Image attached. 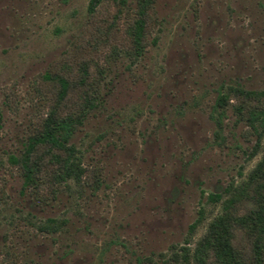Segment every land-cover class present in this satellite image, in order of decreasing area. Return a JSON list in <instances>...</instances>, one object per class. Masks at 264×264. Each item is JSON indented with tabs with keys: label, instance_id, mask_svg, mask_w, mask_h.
I'll return each mask as SVG.
<instances>
[{
	"label": "rangeland",
	"instance_id": "374dc122",
	"mask_svg": "<svg viewBox=\"0 0 264 264\" xmlns=\"http://www.w3.org/2000/svg\"><path fill=\"white\" fill-rule=\"evenodd\" d=\"M86 5L0 0V264H176L171 252L192 246L217 210L206 195L243 177L264 148L263 133L250 153L255 134L230 104L219 127L212 108L228 85L264 90V0H153L142 54L109 61L99 103L71 136L97 184L38 199L8 155L44 111L41 75L59 69ZM134 7L123 0L121 26ZM47 216L64 223L37 230Z\"/></svg>",
	"mask_w": 264,
	"mask_h": 264
},
{
	"label": "trees",
	"instance_id": "16d2710c",
	"mask_svg": "<svg viewBox=\"0 0 264 264\" xmlns=\"http://www.w3.org/2000/svg\"><path fill=\"white\" fill-rule=\"evenodd\" d=\"M100 1L87 0V20L60 59L59 69L41 75L38 84L44 87V111L32 123L20 151L8 155V160L18 168L21 189L32 191L38 199L54 197L71 184L78 187L97 184L92 172L89 177L71 136L88 111L99 103V80L109 61L124 55L133 62L142 54L146 34L155 23L153 0H134V10L123 26L119 22L123 0L106 12H99ZM226 104L252 128L256 137L250 151L253 154L264 133V90L239 85L219 89L212 106L218 127ZM206 200L217 203V210L206 220L192 246L186 240L178 253L171 252L173 261L264 264V148L243 177L227 182L220 191L209 192ZM202 219L203 208L199 206L195 218L187 225L189 235ZM63 223L62 218L47 216L34 223V227L49 233Z\"/></svg>",
	"mask_w": 264,
	"mask_h": 264
}]
</instances>
